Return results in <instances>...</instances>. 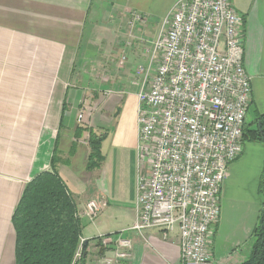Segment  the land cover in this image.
<instances>
[{
  "label": "crops",
  "instance_id": "crops-1",
  "mask_svg": "<svg viewBox=\"0 0 264 264\" xmlns=\"http://www.w3.org/2000/svg\"><path fill=\"white\" fill-rule=\"evenodd\" d=\"M176 1L0 0V264H15L14 212L27 184L52 170L53 156L78 204L84 264L104 258L113 264H183L178 229L167 239L158 229L128 231L137 216V178L146 173L137 160V94L145 78L140 70L149 71L148 81L155 75L152 44ZM231 2L244 20V65L252 78L246 128H254L264 114V0ZM133 11L144 21L131 30ZM251 114L255 119L249 120ZM90 130L103 137V161L92 170ZM263 166L260 142H245L229 166L212 264L249 258ZM91 200L104 205L94 221L82 215ZM121 233L133 242L125 263L115 262L114 250L99 240Z\"/></svg>",
  "mask_w": 264,
  "mask_h": 264
},
{
  "label": "built area",
  "instance_id": "built-area-1",
  "mask_svg": "<svg viewBox=\"0 0 264 264\" xmlns=\"http://www.w3.org/2000/svg\"><path fill=\"white\" fill-rule=\"evenodd\" d=\"M143 21L130 13L131 30ZM244 44V20L231 0H177L152 44L155 75L148 81L149 71L140 70L137 160L146 173L137 178V216L128 231L158 229L167 239L178 229L183 264H212L221 190L243 153L252 100ZM103 209L91 200L82 215L94 221ZM99 240L114 250L115 262L131 259L133 242L124 233ZM101 264L113 262L104 258Z\"/></svg>",
  "mask_w": 264,
  "mask_h": 264
},
{
  "label": "trees",
  "instance_id": "trees-1",
  "mask_svg": "<svg viewBox=\"0 0 264 264\" xmlns=\"http://www.w3.org/2000/svg\"><path fill=\"white\" fill-rule=\"evenodd\" d=\"M246 128L243 142L264 144V114ZM103 137L89 131L91 149L88 169L100 166ZM59 160L53 156L51 171L33 178L25 187L13 215L16 231L15 264H84V253L75 262L83 225L78 204L57 171ZM262 207L253 231V245L243 264H264V166L259 183Z\"/></svg>",
  "mask_w": 264,
  "mask_h": 264
},
{
  "label": "rangeland",
  "instance_id": "rangeland-1",
  "mask_svg": "<svg viewBox=\"0 0 264 264\" xmlns=\"http://www.w3.org/2000/svg\"><path fill=\"white\" fill-rule=\"evenodd\" d=\"M125 1V0H124ZM127 2V1H126ZM123 10V9H122ZM116 11H118V10H116ZM151 21H158L157 19H151ZM130 26V25H129ZM123 28H128V24H127V19H126V21H125V23H124V26H122ZM128 36H129V33H127V42H130L131 43V40H129V38H128ZM82 51L83 50H81L80 51V53H82ZM90 62V61H89ZM252 117V118H251ZM251 117H249V120H251V119H255L254 117H255V115L254 114H251Z\"/></svg>",
  "mask_w": 264,
  "mask_h": 264
},
{
  "label": "water",
  "instance_id": "water-1",
  "mask_svg": "<svg viewBox=\"0 0 264 264\" xmlns=\"http://www.w3.org/2000/svg\"><path fill=\"white\" fill-rule=\"evenodd\" d=\"M85 245L87 244V242L84 243Z\"/></svg>",
  "mask_w": 264,
  "mask_h": 264
}]
</instances>
